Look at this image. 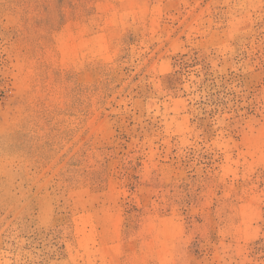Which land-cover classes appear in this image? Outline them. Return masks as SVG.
Masks as SVG:
<instances>
[{"label":"rangeland","instance_id":"obj_1","mask_svg":"<svg viewBox=\"0 0 264 264\" xmlns=\"http://www.w3.org/2000/svg\"><path fill=\"white\" fill-rule=\"evenodd\" d=\"M0 264H264V0H0Z\"/></svg>","mask_w":264,"mask_h":264}]
</instances>
